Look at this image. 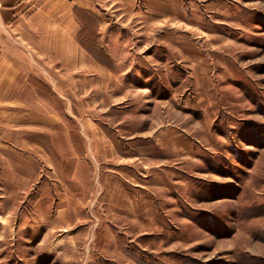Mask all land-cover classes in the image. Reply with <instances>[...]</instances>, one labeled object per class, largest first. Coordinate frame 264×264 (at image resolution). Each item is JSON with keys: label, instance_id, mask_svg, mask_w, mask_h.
<instances>
[{"label": "rangeland", "instance_id": "1", "mask_svg": "<svg viewBox=\"0 0 264 264\" xmlns=\"http://www.w3.org/2000/svg\"><path fill=\"white\" fill-rule=\"evenodd\" d=\"M48 4L112 71L1 147L0 264H264V0Z\"/></svg>", "mask_w": 264, "mask_h": 264}, {"label": "crops", "instance_id": "2", "mask_svg": "<svg viewBox=\"0 0 264 264\" xmlns=\"http://www.w3.org/2000/svg\"><path fill=\"white\" fill-rule=\"evenodd\" d=\"M50 1L0 0V151L24 132L33 133L37 125L45 130L52 123L60 124L46 109V93H54L60 103L65 100V70L67 78H73L69 84L78 88L82 83L74 79L77 75L99 74L103 67L111 70L80 42L70 47L65 28L52 25H65V17L53 19L43 11ZM51 67L58 71L53 80ZM37 103L44 106L37 110Z\"/></svg>", "mask_w": 264, "mask_h": 264}, {"label": "trees", "instance_id": "3", "mask_svg": "<svg viewBox=\"0 0 264 264\" xmlns=\"http://www.w3.org/2000/svg\"><path fill=\"white\" fill-rule=\"evenodd\" d=\"M93 54H94L95 58H96L100 63H102V64H104V65L110 67V65H109L108 63H106V62H104L103 60L99 59V58L97 57V54H95V53H93Z\"/></svg>", "mask_w": 264, "mask_h": 264}, {"label": "built area", "instance_id": "4", "mask_svg": "<svg viewBox=\"0 0 264 264\" xmlns=\"http://www.w3.org/2000/svg\"><path fill=\"white\" fill-rule=\"evenodd\" d=\"M1 8V7H0Z\"/></svg>", "mask_w": 264, "mask_h": 264}]
</instances>
